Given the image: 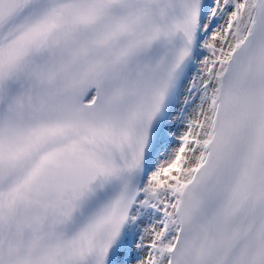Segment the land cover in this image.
Here are the masks:
<instances>
[{
    "label": "snow or ice",
    "instance_id": "1",
    "mask_svg": "<svg viewBox=\"0 0 264 264\" xmlns=\"http://www.w3.org/2000/svg\"><path fill=\"white\" fill-rule=\"evenodd\" d=\"M0 264H264V0H0Z\"/></svg>",
    "mask_w": 264,
    "mask_h": 264
}]
</instances>
